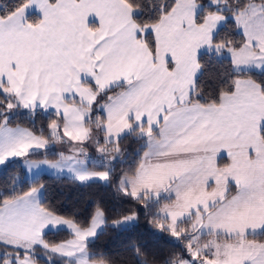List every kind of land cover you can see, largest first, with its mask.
Here are the masks:
<instances>
[{
	"label": "snow or ice",
	"instance_id": "obj_1",
	"mask_svg": "<svg viewBox=\"0 0 264 264\" xmlns=\"http://www.w3.org/2000/svg\"><path fill=\"white\" fill-rule=\"evenodd\" d=\"M0 264H264V0H0Z\"/></svg>",
	"mask_w": 264,
	"mask_h": 264
},
{
	"label": "trees",
	"instance_id": "obj_2",
	"mask_svg": "<svg viewBox=\"0 0 264 264\" xmlns=\"http://www.w3.org/2000/svg\"><path fill=\"white\" fill-rule=\"evenodd\" d=\"M51 190L56 197L58 206L63 205L68 209L80 208L83 210L91 200L103 199L110 201L111 190L99 187L91 189H80L67 181L49 180ZM143 225V221H141ZM123 238H117L114 233L109 232L98 241V244L106 250L114 251Z\"/></svg>",
	"mask_w": 264,
	"mask_h": 264
}]
</instances>
